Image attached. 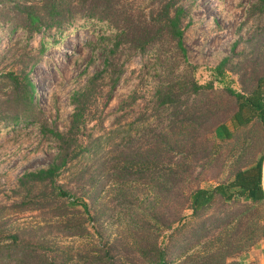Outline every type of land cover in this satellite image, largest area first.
Returning <instances> with one entry per match:
<instances>
[{"label": "trees", "instance_id": "obj_1", "mask_svg": "<svg viewBox=\"0 0 264 264\" xmlns=\"http://www.w3.org/2000/svg\"><path fill=\"white\" fill-rule=\"evenodd\" d=\"M181 1L138 0L132 5L131 0H0V29L7 32V36L19 31L26 42L39 35L37 55L42 53L47 39L75 26L97 27L100 38L108 45L101 70L87 79L83 89L70 94L72 112L66 130L48 129L43 122L39 125L40 133L51 139L56 151L46 167L23 173L17 179L12 193L17 201L0 205V264H68V259H61L64 249L61 251L55 246L48 249L47 235L55 232L61 238L70 239L91 236L86 218L95 225L98 214L90 217L87 205L81 200H70L69 193L55 181L61 171L80 160L83 165L77 176L87 178L91 193H99L111 184L115 193L121 195L126 193L128 185L135 184L147 187L155 195V200L144 210L146 213L133 214L125 226L131 241L123 248L129 246L125 250L129 254L119 255L116 242L104 243L92 250V254L80 256L85 259V264H178L180 258H183V264H245L233 259L259 241L264 242V194L261 188L264 71L256 70L255 61L249 69L229 66V70L238 76L240 89L236 92L223 87L226 97L233 100V109L223 123L212 126V132H221L224 140L234 147L240 145L239 155L231 163L229 177L210 190L198 187L185 193L178 190L183 181L174 169L175 165L160 166L163 154L171 148L162 136L153 135L151 144L144 151L140 147L141 150L127 151L132 141L127 134L131 124L122 129L119 143L111 146L105 136L84 134L86 124L94 120L92 103L96 96L102 95L98 81L104 76L108 78V91L102 95L103 108L120 80L123 64L129 56L147 55L160 62V54L167 45L185 62L182 36L189 20ZM138 2L147 6L139 10L134 6ZM252 8L264 13V0H257ZM251 39L256 42L254 35ZM122 56L124 59L120 61ZM36 61V56L19 55L13 69L0 73V79L9 85V91L0 103L7 113L11 110L9 120L13 125L21 121L35 123L39 114L33 102V84L26 71ZM228 63L229 59L224 58L210 71L219 77ZM185 83L192 93L212 90L210 82L200 85L190 79ZM177 87L180 89L181 85ZM175 93L172 86L158 89L155 92L156 108L166 110L171 107L176 100ZM162 144L164 148H160ZM254 147L259 148L258 158L252 161L251 153L249 159L240 164L241 156ZM95 183L98 190H92ZM89 199L93 201L91 197ZM156 202L164 203V208L156 206ZM214 203H218L219 208L223 206V213L208 212ZM185 211H189L188 217ZM31 213L36 214L35 223L19 227L18 215ZM188 220H195V223L189 226ZM150 223L156 227L161 225L160 231L156 230L157 235H153ZM161 232H168L164 243L159 241ZM210 240L214 245L218 241V247L207 249L205 244ZM195 248H201V253L192 258L190 253ZM214 256L222 257L216 261L219 259Z\"/></svg>", "mask_w": 264, "mask_h": 264}, {"label": "rangeland", "instance_id": "obj_2", "mask_svg": "<svg viewBox=\"0 0 264 264\" xmlns=\"http://www.w3.org/2000/svg\"><path fill=\"white\" fill-rule=\"evenodd\" d=\"M136 1L131 0V4ZM256 2L182 0L181 5L186 9L189 20L182 36L185 62L178 59V55H174L167 45L160 54V62L147 55L129 56L123 64L120 80L103 108L102 95L108 91V78L104 76L103 80L98 81L102 95L96 96L92 103L94 109L91 117L94 120L86 124L84 134L105 136L107 144L111 146L119 143L122 129L131 124L127 134L132 141L127 151L139 147L144 151L151 144L153 135L162 136L167 141L171 148L163 154L160 166L169 163L179 166L174 167L183 181L178 190L184 193L195 187L210 190L216 184L223 183L229 177L231 163L239 155L240 145L232 146L224 140L221 132L216 131L214 134L212 126L223 123L233 109V100L226 97L223 87H230L236 92L240 89L238 76L229 69H249L255 61L256 70L264 71V13L252 8ZM134 6L142 10L147 4L143 6L138 2ZM143 11L146 13L147 9ZM96 28L89 25L70 27L56 34L53 39H47L39 55V35L26 42L19 31L7 36L8 33L0 29V73L13 69L19 55L37 58L35 65L26 68V71L34 88L35 110L39 111L35 123L21 121L13 125L9 120L11 110L7 113L0 103V205L17 201L12 194L17 179L23 173L46 167L55 154V144L40 133L39 125L43 122L48 129L64 132L72 112L70 94L83 89L87 79L101 70L103 54L108 45L106 40L100 38ZM251 35H254L256 42L251 39ZM224 58L229 59L228 66L217 77L210 70ZM123 59L122 56L120 61ZM190 79L200 85L210 82L212 90L192 93L185 83ZM178 84L181 85L180 89H177ZM171 86L176 91L175 102L166 110L156 108L155 92ZM8 91V82L0 79V101ZM227 128L231 130L229 124ZM160 148H164L163 144ZM258 151V147L247 151L246 156L242 155L239 159L240 164L246 162L251 153L252 161H255ZM82 165L81 160L72 162L68 169L59 173L55 181L69 193L70 200H81L87 205L90 217L98 214V222L93 225L86 218L91 232L87 239L61 238L55 232L47 235L48 249L52 250L54 246L61 251L64 249L61 259H68V264H85V259H80V256L92 254V250L104 243L116 242L119 255L129 254L125 250L130 247L123 248L131 241L125 226L133 214L146 213L144 210L148 203L155 200L154 193L147 187L135 184L128 185L126 193L121 195L115 193L111 184L104 186L99 193H91L87 178L79 179L77 176ZM96 186L95 183L92 190ZM90 197L93 201H90ZM156 206L164 208V203L156 202ZM208 212L221 214L223 206L219 208V204L214 203ZM184 214L188 217L189 211ZM35 215H18V226L33 225L37 220ZM188 223L191 226L195 220H188ZM149 225L154 230L153 235H157L156 230L160 231L161 225ZM167 234H159L161 243L166 242ZM212 240L205 244L207 249L218 247V241L214 245ZM200 249L195 248L190 253L191 257L200 256ZM221 257L214 256L219 259L216 261H220ZM233 260L245 264H264V242L259 241ZM178 264H183V258L179 259Z\"/></svg>", "mask_w": 264, "mask_h": 264}, {"label": "crops", "instance_id": "obj_3", "mask_svg": "<svg viewBox=\"0 0 264 264\" xmlns=\"http://www.w3.org/2000/svg\"><path fill=\"white\" fill-rule=\"evenodd\" d=\"M261 188L264 194V157H263L262 164H261Z\"/></svg>", "mask_w": 264, "mask_h": 264}]
</instances>
